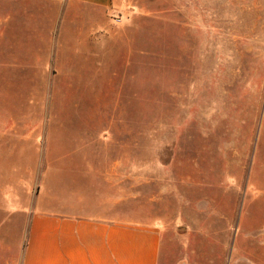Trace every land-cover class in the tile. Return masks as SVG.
Segmentation results:
<instances>
[{
  "label": "rangeland",
  "instance_id": "374dc122",
  "mask_svg": "<svg viewBox=\"0 0 264 264\" xmlns=\"http://www.w3.org/2000/svg\"><path fill=\"white\" fill-rule=\"evenodd\" d=\"M115 161L160 264H264V0H0V221Z\"/></svg>",
  "mask_w": 264,
  "mask_h": 264
},
{
  "label": "crops",
  "instance_id": "0c3cea01",
  "mask_svg": "<svg viewBox=\"0 0 264 264\" xmlns=\"http://www.w3.org/2000/svg\"><path fill=\"white\" fill-rule=\"evenodd\" d=\"M85 165L84 177L70 175L51 192L39 174L24 181L30 197L1 208L0 264H160L167 224L161 211L142 212L139 195L126 196L129 163Z\"/></svg>",
  "mask_w": 264,
  "mask_h": 264
}]
</instances>
